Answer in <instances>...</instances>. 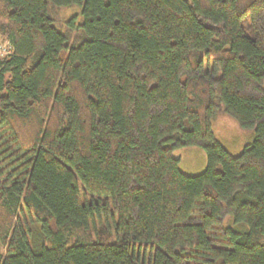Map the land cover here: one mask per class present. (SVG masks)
I'll return each instance as SVG.
<instances>
[{
	"label": "trees",
	"instance_id": "1",
	"mask_svg": "<svg viewBox=\"0 0 264 264\" xmlns=\"http://www.w3.org/2000/svg\"><path fill=\"white\" fill-rule=\"evenodd\" d=\"M0 46V264H264V0H0Z\"/></svg>",
	"mask_w": 264,
	"mask_h": 264
},
{
	"label": "rangeland",
	"instance_id": "2",
	"mask_svg": "<svg viewBox=\"0 0 264 264\" xmlns=\"http://www.w3.org/2000/svg\"><path fill=\"white\" fill-rule=\"evenodd\" d=\"M78 8L73 5L58 9L57 16L60 15V20H63L65 17L68 20L75 15L74 11H77ZM212 130L219 143L231 155L241 153L243 148L250 144L254 138L252 130L241 129L235 120L223 113L219 114L212 121ZM172 155L178 159V169L185 175H197L206 168V154L201 148L182 147L174 150Z\"/></svg>",
	"mask_w": 264,
	"mask_h": 264
}]
</instances>
